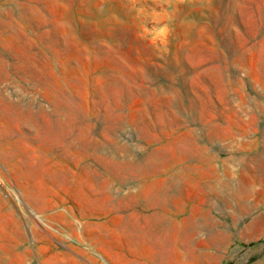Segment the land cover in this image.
Masks as SVG:
<instances>
[{
	"label": "rangeland",
	"instance_id": "1",
	"mask_svg": "<svg viewBox=\"0 0 264 264\" xmlns=\"http://www.w3.org/2000/svg\"><path fill=\"white\" fill-rule=\"evenodd\" d=\"M0 264H264V0H0Z\"/></svg>",
	"mask_w": 264,
	"mask_h": 264
}]
</instances>
